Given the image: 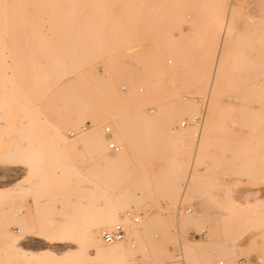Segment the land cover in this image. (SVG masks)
<instances>
[{
	"label": "rangeland",
	"instance_id": "374dc122",
	"mask_svg": "<svg viewBox=\"0 0 264 264\" xmlns=\"http://www.w3.org/2000/svg\"><path fill=\"white\" fill-rule=\"evenodd\" d=\"M212 2L0 0V259L7 258L6 264L16 258L2 243L11 239L9 233L19 234L22 218L74 216L94 226L107 208L105 195L123 189L133 198L117 209L122 217L106 231L122 223V240L136 243L124 264H261L264 44L255 36L261 34L264 0H225V10L231 6L250 18L252 37L221 45L205 39ZM134 12L140 13L136 20ZM236 28L234 35L244 24ZM222 33L218 26L217 35ZM74 43L88 57L55 83L52 61L74 50ZM90 68L96 77L85 78L83 85L80 75ZM88 98L94 112L90 109L84 122L77 121L86 129L97 114L107 113L109 119L114 111L126 118L136 114L138 123L143 114L166 109V134L143 139L142 150L122 169L125 180L112 188L90 182L96 180L89 172L98 168L97 158L80 144L44 156L42 170L49 183L22 187L29 177L22 153L6 151L28 143L45 145L51 127L62 129L64 115L90 106ZM188 101L194 102L193 110L186 107ZM78 123L65 131L67 137L81 132ZM111 131L105 132L107 139ZM55 161L61 164L59 176L51 174ZM73 167L80 174L67 175ZM132 227L135 236L129 234ZM21 245L34 253L45 248L38 239Z\"/></svg>",
	"mask_w": 264,
	"mask_h": 264
},
{
	"label": "bare ground",
	"instance_id": "6f19581e",
	"mask_svg": "<svg viewBox=\"0 0 264 264\" xmlns=\"http://www.w3.org/2000/svg\"><path fill=\"white\" fill-rule=\"evenodd\" d=\"M212 1L213 2L209 8L208 15L206 16L208 17L207 25L209 26L210 31H209V34L207 35L208 38H205V39L207 40L212 39L215 41L218 40L220 45L225 44V42H230L232 44L233 42L235 43V42L242 41L245 39H251L252 33L250 30V26L252 22L250 21V18L247 15L236 12V9L232 8L231 6L225 10L224 9L225 0H212ZM139 15L140 13L133 15L135 16L134 19L136 20L139 17ZM262 19H263V24H262L261 34L256 35L255 39L256 41H262L264 44V10H263ZM114 22H116V20ZM1 23H3L2 20H0V24ZM241 23L244 24V28L242 29V31L239 29L240 31L238 30L239 32L237 31L238 33L234 35V31L237 30L236 27L239 26V24L241 25ZM135 26L136 25H134V27ZM218 26L222 27V31H223L222 35H217ZM1 27L2 26L0 25V30H1ZM140 28H143V27H140ZM230 33H233L232 35L234 36H231ZM2 37L3 36L1 35V32H0V39H2ZM79 46L80 45L78 43H74L73 44L74 50L61 53L60 55H58V57L55 60L52 61L54 63V70L55 72H57V76H56L57 78H56L55 83L61 81L62 76L67 74L68 72H75L77 68L79 67L78 62L81 59L88 57L87 52L82 53L77 50V47ZM96 51H97V45H96ZM245 52L247 53V51ZM53 55H56V54H53ZM262 55L264 56V54ZM138 68L141 69V65L138 66ZM204 69L207 70V67L203 68V70ZM215 69H214V72H215ZM205 72L207 74L206 75L204 73V79L206 78L205 79L206 81L208 78L207 77L208 73L207 71ZM214 74L211 79L209 93L211 92L210 90L213 88V85L215 83ZM80 76H81L80 81L84 85L83 80L85 78L95 79L96 72L94 71V69L92 70L90 68L82 72ZM205 81L204 83H206ZM203 86L205 87L206 85L203 84ZM98 88H99V85L96 84L92 92H96L95 90ZM97 94L99 95V93ZM81 96L83 97V95ZM105 96L106 95L104 94V97ZM168 98H171V97L169 96ZM2 99L3 97L0 93V100ZM110 99L111 98L107 100H110ZM88 101L90 104L91 102L89 98H88ZM103 102H105V100ZM90 107L91 108L94 107L92 106V103L88 107H86V105L81 108L76 107L72 111L66 113L64 115L65 125L61 126L62 129H59L56 125L55 126L53 125L51 127V132L50 133L47 132V136H51V138L46 140L45 145L41 147H36L35 145H33V143H28L25 145L23 144L22 146H16L13 149H8L7 151L5 150L6 153H11L13 155L20 153V152L22 153V158L24 162L23 165L27 168L28 174H29L28 183L23 184L22 187L31 186L30 184L32 182L38 183L35 181H40L38 184L41 185L42 183L43 185H45V183L48 182L47 181L48 177H47V174L42 170L43 164L41 162L44 159V156L48 154L51 155V153L61 154L63 152V148L72 147L74 145L80 144V145L86 146L87 150L90 153L95 154V157L97 158L96 163L98 165V168H96V170L92 172H89L90 175L96 178V180L90 181V182H93L96 184H102L106 187L112 188L113 186L120 185L125 180V178H122V177H124V175L126 174L122 172V169L125 166V164L132 159L136 151L142 150L141 142L143 141V139L149 138L151 136H155L159 140L166 134L165 131L162 129V124L168 119L169 112L166 109L161 114H157L153 116L143 114L142 118L139 120L138 123H135L137 119L136 114H131L130 116L126 118V116H124L123 114L119 112H118L119 114H115L117 112L114 111V113H111V119H109L110 117H107L106 115L107 113H104V114L101 113L100 115L97 114L96 115L97 118L95 116L93 119L90 118L91 120H93L92 125L89 129H86V127L84 126V123L82 125L79 123L80 121L81 122L85 121L84 120L85 115L89 113L91 109ZM186 107H190L193 110L195 107V104L193 101H190V102L188 101V103L186 104ZM74 111L77 114L76 119L71 118V114ZM106 112L110 113V111H106ZM2 114H3V110L0 109V118L2 117ZM76 123L79 124V126L76 128H78L81 132L76 134L73 138L67 137L65 134V131H67L68 128L71 129L72 126L77 125ZM107 123H109L110 125L109 124L107 125ZM0 124H3V122H0ZM110 129L112 130L111 136L109 139H107L105 137V132L110 133ZM73 132L71 131L70 133L73 134ZM110 143L114 144L115 149L110 148ZM174 144L176 145L178 144V142H174ZM57 161L53 163L55 166V168H53V171L51 173L53 176L60 175L56 167H59L61 164ZM15 165H20V164H15ZM65 173H67V175L80 174V172H78L74 167ZM132 198L133 197L130 194H128V192L125 189H123L122 191H119L115 195L114 194L110 195L109 193L106 194L105 202L107 203V208L103 211L102 217L98 221L96 222L94 221L95 227L89 224L92 220L79 221L78 219H75L74 216L71 218L42 217L35 221L29 218L28 220L22 218L20 220L21 227L19 229V234L9 233L8 237H10L11 239L9 238L10 240H6L5 242L3 241L6 244L3 245L4 243H2V246L5 247V251H8L9 249L10 252L9 251L8 252L10 254L12 253L11 254L12 258L13 257L14 259L16 258L14 262L11 261L14 264H17V263L19 264L21 263L23 264H88V262H95L97 264H124L127 257L132 252V249L136 247L135 246L136 243H134V241L131 242V240H130L131 243L129 244L127 243L128 241L126 242V240H120L114 243H107L104 241L102 235L103 233L107 232L106 230L108 226H111L113 223L117 222L122 217V216L117 215V209L123 208L122 203H126L127 205V203ZM70 200H75V199L71 197ZM61 201H64V200L62 199ZM115 201H118V203H116ZM81 202H84V200H81ZM95 214L97 213L95 212ZM98 225H102L103 229L98 228L97 227ZM124 229H125V226H124ZM125 234H126V230H125ZM129 234H131L132 236L137 235V228L132 227L129 231ZM29 239H34V240L38 239L41 243L45 244L44 250H41L40 252H37V253L29 252V250H26L23 247V245H21V242L22 241L25 242ZM142 249L146 250L144 245L142 246ZM0 260H3V259H0ZM5 260H7V258L3 260V263L2 262L1 263L4 264ZM8 261L10 260L8 259ZM220 263H225V262L219 261L218 264Z\"/></svg>",
	"mask_w": 264,
	"mask_h": 264
},
{
	"label": "built area",
	"instance_id": "2783aa9c",
	"mask_svg": "<svg viewBox=\"0 0 264 264\" xmlns=\"http://www.w3.org/2000/svg\"><path fill=\"white\" fill-rule=\"evenodd\" d=\"M196 120H197V118H196ZM107 134L109 135V133H107ZM110 148L115 149L113 143H110ZM180 208L181 207L179 206L178 207L179 211H180ZM185 212L190 213L191 209L190 208L185 209ZM124 235H125L124 226H123V224L118 223L112 228L111 231L103 233L102 237H103L105 242L114 243V242L122 240ZM176 255H179V254L177 253ZM220 264H225V263H220Z\"/></svg>",
	"mask_w": 264,
	"mask_h": 264
},
{
	"label": "snow or ice",
	"instance_id": "6c2138e0",
	"mask_svg": "<svg viewBox=\"0 0 264 264\" xmlns=\"http://www.w3.org/2000/svg\"><path fill=\"white\" fill-rule=\"evenodd\" d=\"M261 264H264V260L261 261Z\"/></svg>",
	"mask_w": 264,
	"mask_h": 264
}]
</instances>
